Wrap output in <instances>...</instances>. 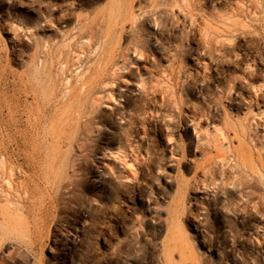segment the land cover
<instances>
[{"label": "rangeland", "instance_id": "1", "mask_svg": "<svg viewBox=\"0 0 264 264\" xmlns=\"http://www.w3.org/2000/svg\"><path fill=\"white\" fill-rule=\"evenodd\" d=\"M130 1L0 0V264H264V0H135L148 62L126 55L138 39L129 24L103 46L105 33L92 34ZM109 50L83 147L9 139L10 71L60 72L69 56L75 76ZM140 80L149 92L113 161L131 178L120 183L107 116L124 103L117 89ZM173 237L184 255L168 249Z\"/></svg>", "mask_w": 264, "mask_h": 264}, {"label": "bare ground", "instance_id": "2", "mask_svg": "<svg viewBox=\"0 0 264 264\" xmlns=\"http://www.w3.org/2000/svg\"><path fill=\"white\" fill-rule=\"evenodd\" d=\"M134 1L131 0L129 3L119 6L118 13L114 14L110 21H106V30L102 27L96 28L93 26V22L90 23V26L93 36L102 34V38L105 33L106 40L104 39V42L103 40L100 41V45L103 46L119 31L123 33L125 26L129 24L131 33L134 32L138 39H135L136 43H132V47L126 48L128 51L126 55L128 56L131 50V54H137L140 57L138 61L148 62L149 56L146 54V42H143L138 36L140 34L139 25L141 20L140 15L134 14ZM88 27V25L83 26L79 36ZM56 51L60 54L62 48L60 47ZM108 52L110 59L107 62L79 71L75 76H68V71L70 70L69 56L63 61V67L60 72L54 73V63L48 64L46 62H42L41 66L35 64V70L32 72L18 74L10 71L6 79L10 118L7 122L4 121L9 139L16 142L19 148L32 147L37 151L41 149L39 152H43L42 149L44 147L59 152L63 147H70L74 143L83 147L85 140L89 139L88 131L96 124L95 111L92 109L97 106L99 99L94 96H96L97 88L103 81L106 68L112 66L114 56L111 50ZM50 54V49L45 51V56L49 57ZM60 59L58 58V61ZM54 78H59L60 87H58L56 84L58 81ZM16 80L20 84L19 96L14 93ZM40 85L44 88L42 93L39 90ZM148 92V85L143 80H140V87L138 86L137 90L131 91L127 88H118L117 97L123 100L124 103H118L119 106L116 111L110 112L107 116L109 132L106 137L110 147L116 149L110 154L111 163L109 165L112 169L108 172L112 176L115 175L120 183L130 182L131 178L118 175L114 162L119 160L122 154H127L128 149L125 147L126 130L140 120L137 103ZM30 94L33 96V103L21 100L22 96L28 97ZM115 102H117V99ZM52 114L55 116L54 119H51ZM142 121L146 122L147 118L144 117ZM186 125L189 129L194 130L196 137L200 140L198 123L190 120ZM240 152L239 150L237 151V156L242 159L244 156ZM63 158V162L69 161L67 156H63ZM39 161L50 163L44 157H40ZM32 163L29 161L28 165L30 166ZM4 166L5 160L0 159V169H3ZM169 247L179 249V252L184 255L185 248L181 238L173 237V242L168 246V249H170Z\"/></svg>", "mask_w": 264, "mask_h": 264}]
</instances>
